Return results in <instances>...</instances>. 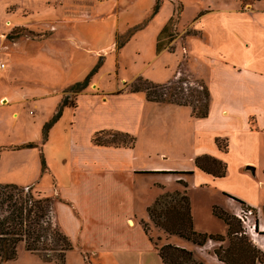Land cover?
Here are the masks:
<instances>
[{"label": "rangeland", "instance_id": "obj_1", "mask_svg": "<svg viewBox=\"0 0 264 264\" xmlns=\"http://www.w3.org/2000/svg\"><path fill=\"white\" fill-rule=\"evenodd\" d=\"M253 1L0 0V63L7 67L0 73L2 78L0 92L2 90L4 93L7 92L9 101L16 92L18 95L14 99L23 98L22 103L2 106L0 109V184L23 183L20 176L33 177V170L38 169V163L41 165L42 160L45 163L49 161L54 168L62 164L61 160H68L66 154L50 158L49 142L41 146L42 140H45V128L60 111V100L63 98L68 102L75 100V95L68 93V86L83 81L97 63L100 64V70L98 69V73L90 79L89 85L83 91L104 93L107 96L149 88L151 98H164L162 94L170 92L175 101L203 108L205 105L203 88L206 84L199 79L198 73L205 75L206 70L200 65L203 63L201 59L197 60L191 50L192 45L194 48L197 43L203 46L206 44L201 38L204 35L200 29L207 25L206 12L218 5H239L243 9L245 4ZM201 16H204V19L200 20ZM198 30L202 33H198ZM117 44H122V47L117 48ZM49 49L56 51V55H51ZM201 49L202 46H199V50ZM145 80L155 85L151 86L145 83ZM168 82L170 83L167 84ZM115 103L114 98L102 103L104 110L98 119L99 122L107 120L112 112L116 113L117 107L120 115L122 113L131 116L130 109L123 112L124 106L119 104L116 106ZM160 104L162 106L156 110H153L156 106L148 104L141 108V125L139 130L137 129V134L140 133L139 136L145 141V146L151 148L157 143L147 141L150 134L157 138L159 133L158 138L165 140L166 132L177 137L184 132L180 131L181 126L184 127L185 124L183 114ZM188 108L191 111V108ZM62 110V115L48 128L53 140L59 141L64 137V134L70 131L71 123L75 122L72 109L64 107ZM75 115L86 117L88 113L80 106ZM82 126L91 127V123L86 121ZM111 132L103 135L101 139L107 140L111 145H120L126 140L120 136L110 135ZM23 142H33L28 143L33 145L26 148L28 152L8 149ZM189 143V140L176 141L175 149L188 151ZM53 159L56 161L53 162ZM259 165V171L250 174L257 181L261 179L263 186L258 184V187L263 191L261 199L264 201V154L259 158ZM137 179L141 181L140 189L147 195L133 202L132 217L138 223L147 224L149 232L145 235L148 241L150 240L149 244L156 243L161 246L164 234L148 222L146 211L150 191L154 192L160 188L152 184V178ZM183 181L182 183L162 181V191L182 193L185 190L189 198L193 229L208 235L224 236L227 233L226 224L213 213V209H216L234 216L231 214L234 208L227 204L225 197L231 196L237 204L242 202L228 195L224 189L234 192L244 190L249 193H256L258 189L253 185L250 189L239 188L229 180L221 183L207 176H185ZM29 187L40 192L37 185ZM178 197L174 195L162 201L164 209L175 206L179 202ZM53 202L55 209L56 201ZM240 206L239 215L242 216V220L237 216L239 223L233 222L241 228L242 238L238 235L232 243H238L240 247H252L255 244L246 234H257L261 241H264L261 212L249 206ZM161 212L162 207L158 206L155 214L161 215ZM248 212L252 215H248ZM162 214L175 216L172 210ZM157 238L161 240L158 241ZM168 243L184 246L181 248L193 252L195 259L203 264H223L216 261L214 250L229 246L226 239L224 242L209 240L199 249L177 236H170ZM233 244L232 247H237ZM18 248L20 256L10 264H42L38 262L36 255L23 253L24 247ZM73 248L76 249L74 246ZM129 253L131 261L122 264H162L156 249L152 246H141ZM75 256L77 254L68 256L67 264H78ZM83 257L86 264H97L94 258H89L88 255ZM101 261H104L102 264H112L106 258H102Z\"/></svg>", "mask_w": 264, "mask_h": 264}, {"label": "crops", "instance_id": "obj_2", "mask_svg": "<svg viewBox=\"0 0 264 264\" xmlns=\"http://www.w3.org/2000/svg\"><path fill=\"white\" fill-rule=\"evenodd\" d=\"M206 15L207 25L200 28L204 35L201 38L206 44L203 46L197 43L194 48L192 45L191 50L197 60L201 59L203 63L200 65L206 70L205 75L198 73L209 94L206 118L192 117L187 106L165 104L166 108L183 114L185 124L184 127L181 126L180 131L184 132L178 137L166 132L165 140L158 138L159 133L157 138L150 134L147 141L157 143L151 148L145 146L140 133L137 134L141 125V108L148 104L156 106L153 107V110H156L162 106L160 103L147 101L142 93L106 96L104 93L95 94L85 90L75 96V107H68L74 112L75 120L71 123L70 131L59 141L53 140L48 131L45 140L41 142L42 147L49 142L50 158L66 154L68 160H61L62 164L56 168L49 161L44 162V170L38 163V169L33 170V177L20 176L24 182L15 184L22 187L37 185L40 192L56 201L55 223L76 248L66 253L65 264L68 256L75 254L78 264H86L83 255L94 258L97 264L104 263L102 258L110 260L112 264H122L131 261L129 252H134L136 248L153 247L143 231V223L136 222L132 217L133 202L147 195L140 189L141 181L137 179L140 177L152 178L149 181L161 189L150 191L147 209L164 194L174 193L162 191V181L182 183L185 176H207L221 183L229 180L244 189H250L253 185L258 188L256 193L244 190L224 191L242 201L245 206L260 210L264 232V201L261 199L263 191L258 187V184L261 185V179L257 181L250 174L259 171V158L264 154V0H254L245 4L243 9L239 5H218L208 10ZM203 17L201 16L200 20L204 19ZM198 33L202 32L198 30ZM199 46H202L201 50ZM55 52L49 49L51 55ZM6 68L0 70V73ZM173 78L175 79V76ZM15 96L9 101L7 92L2 90L0 109L2 106L23 102V98L14 99ZM109 98H114L116 106H124L123 112L130 109L131 116L122 113L120 115L117 107L116 113L112 112L107 120L99 122L98 119L104 110L102 103ZM80 106L88 113L86 117L75 115ZM62 112L63 110L61 115ZM86 121L91 123V127L82 126ZM107 130L136 135L134 146L129 148L94 145L93 136L97 132ZM216 139L226 144V151L216 145ZM181 140H189L188 151L175 149L176 141ZM28 143L33 142H23L8 149L28 152L26 148H21ZM202 155L225 163V176L213 178L197 170L194 160ZM52 161L55 162L56 159ZM189 171L193 174H172ZM230 197H225L227 204L233 206L234 211L231 214L237 217L241 212V204H237V201ZM147 217L151 223L148 214ZM226 228L228 232L227 225ZM246 235L264 253V241H261V237L257 234ZM166 237L169 242L170 236ZM166 237L164 235L162 239ZM174 246L184 247L180 244ZM19 256L18 248L14 261ZM36 259L42 264H54ZM11 262L13 261L6 264Z\"/></svg>", "mask_w": 264, "mask_h": 264}, {"label": "trees", "instance_id": "obj_3", "mask_svg": "<svg viewBox=\"0 0 264 264\" xmlns=\"http://www.w3.org/2000/svg\"><path fill=\"white\" fill-rule=\"evenodd\" d=\"M122 44H117V48H121ZM100 64H97L83 81L77 82L68 89V93L77 95L87 88L90 79L98 72ZM149 85H155L147 80L144 81ZM205 92V105L203 108L196 107L186 102L175 101L171 93L162 94L164 98H151L149 88L143 90H131L130 93L142 92L147 101L188 106L191 108V116L196 119L206 118L208 115L209 94L207 88H203ZM64 107H75V103L68 102L66 98L61 101L60 111L56 117L46 126V135L48 128L61 115ZM111 131L97 132L92 142L97 146H114V147H133L135 137L133 135L113 131L110 135L120 136L126 139L120 145L110 144L101 137ZM45 135V137H46ZM223 141L216 139V145L226 151L227 146ZM27 144L24 148L32 147ZM195 168L213 178H222L226 174V164L222 161L202 155L194 160ZM42 170L45 169L44 161H41ZM172 173V172H171ZM172 174L192 175L193 172H173ZM185 186V185H184ZM186 187V186H185ZM179 196V202L173 207L164 209L162 205L168 197ZM231 198V197H230ZM233 199V198H232ZM53 199L46 195H42L38 191H34L33 187H20L15 184H0V264L14 261L17 258V248L22 246L24 250L30 254L36 255L43 262H52L54 264H65V255L73 250V244L70 239L61 232L55 223V213L53 207ZM242 206L245 204L240 202ZM158 206L162 207V212L169 210L175 212V216H167L166 214L157 215L155 210ZM164 210V211H163ZM213 213L228 226L226 236L208 235L196 232L193 229L192 216L190 211L189 198L184 190L181 192L168 193L159 197L155 203L147 209V214L153 226L160 229L166 236H177L195 246L202 247L209 240L224 242L229 241L226 248L219 247L214 250V255L219 262L223 264H263L264 253L257 247H240L238 243H234L237 247H232V241L236 240L238 235L241 236V228L234 225L233 221L239 223L237 217L228 215L222 211L213 209ZM147 224H143V231L148 235ZM237 226V227H236ZM235 237V239H234ZM158 241L161 239L157 238ZM163 244L159 246L153 243L158 257L162 264H203L194 257V253L181 247L174 246L167 242V237L162 239ZM233 244V245H234Z\"/></svg>", "mask_w": 264, "mask_h": 264}, {"label": "built area", "instance_id": "obj_4", "mask_svg": "<svg viewBox=\"0 0 264 264\" xmlns=\"http://www.w3.org/2000/svg\"><path fill=\"white\" fill-rule=\"evenodd\" d=\"M3 69H5V64L4 63H0V70H3ZM247 214L248 215H252L251 212H248ZM245 218L248 219L247 217H245ZM238 219L242 220V216L238 215Z\"/></svg>", "mask_w": 264, "mask_h": 264}]
</instances>
